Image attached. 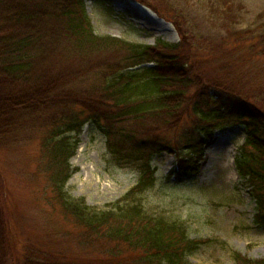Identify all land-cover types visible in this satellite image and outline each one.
Returning <instances> with one entry per match:
<instances>
[{
	"label": "trees",
	"instance_id": "1",
	"mask_svg": "<svg viewBox=\"0 0 264 264\" xmlns=\"http://www.w3.org/2000/svg\"><path fill=\"white\" fill-rule=\"evenodd\" d=\"M153 10L171 22L187 20L185 15L167 17L168 8ZM253 50L254 55H264V35ZM179 51L180 43L150 45L97 35L84 0H0V142L46 123L49 151L56 160L64 157L67 166L83 127L92 122L106 137L115 163L135 164L141 172L137 184L109 210L89 212L82 203L66 200L65 209L77 219L80 247L97 251L87 257L75 253L49 256L43 250L15 253L9 247L0 203V264H194L188 257L200 242L188 237L185 226L151 215L140 201L133 200L153 185V156L172 152L163 140L145 141L140 133L143 124L154 119L167 128L184 109L194 116V131L184 143L192 149V158L202 156L204 144L222 121L234 119L247 128L236 169L256 197L255 222L264 225V96L260 94L253 103L241 95L233 101L224 91L215 90H229V82L211 89L200 84L191 96L185 71L188 63L177 56ZM61 55L67 59H55ZM238 59L246 62H239L240 68L257 69L255 64H259L253 55ZM76 74L92 81L91 91L85 89L86 94L80 96L71 92ZM230 81L234 90L235 82ZM179 160V169L171 172L177 178L197 172V161ZM67 171L68 167L57 182L61 188L69 178ZM236 260L237 264H264V258L239 253Z\"/></svg>",
	"mask_w": 264,
	"mask_h": 264
},
{
	"label": "rangeland",
	"instance_id": "2",
	"mask_svg": "<svg viewBox=\"0 0 264 264\" xmlns=\"http://www.w3.org/2000/svg\"><path fill=\"white\" fill-rule=\"evenodd\" d=\"M84 2L97 35L150 45L158 41L180 43L182 51L177 56L188 63V94L197 86L200 90V84L211 89L214 84L229 82V90H215L224 91L231 100L241 95L252 103L258 102L260 94L264 96V55L253 54L258 37L264 35V0ZM154 7L171 9L166 14L169 18L185 15L187 20L183 24L171 22ZM252 55L259 63L255 64L257 69L240 68L239 62H246L238 57ZM55 59L67 58L61 55ZM241 69L246 70L242 73ZM230 79L235 82L234 90H230L234 86ZM91 82L76 74L71 92L84 95L85 89L92 90ZM188 112L182 110L181 118L167 128L154 119L143 124L140 133L145 141L163 140L172 152L153 156V185L133 200L140 201L147 213L185 226L188 237L200 242L188 257L194 264H237V253L263 259L264 225L255 222L256 197L236 169L247 128L234 119L222 121L204 144L202 156L192 158V149L184 144L195 127L194 116ZM152 125H159L160 130ZM45 127L50 128L46 123L34 124L32 130L23 129L13 139L0 142V203L8 225L9 247L15 253L43 250L49 256L96 255L95 249L80 247L77 219L65 209L66 200L82 203L89 212L109 210L137 184L141 172L135 164L115 163L106 137L92 122L83 127L75 154L66 166L64 157L56 160L50 153ZM228 149L231 151L227 153ZM180 158L197 161V172L177 178L171 172L179 169ZM67 167L69 178L61 188L57 182L65 176Z\"/></svg>",
	"mask_w": 264,
	"mask_h": 264
},
{
	"label": "bare ground",
	"instance_id": "3",
	"mask_svg": "<svg viewBox=\"0 0 264 264\" xmlns=\"http://www.w3.org/2000/svg\"><path fill=\"white\" fill-rule=\"evenodd\" d=\"M230 149H231V148H230ZM230 149L227 150V153H228V151H229ZM230 151H231V150H230Z\"/></svg>",
	"mask_w": 264,
	"mask_h": 264
}]
</instances>
